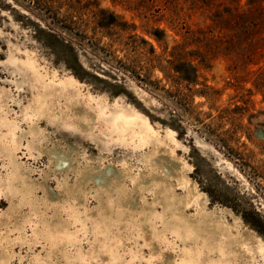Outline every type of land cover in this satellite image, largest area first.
<instances>
[{
  "label": "rangeland",
  "instance_id": "rangeland-1",
  "mask_svg": "<svg viewBox=\"0 0 264 264\" xmlns=\"http://www.w3.org/2000/svg\"><path fill=\"white\" fill-rule=\"evenodd\" d=\"M212 12L0 0V264H264V28L248 62Z\"/></svg>",
  "mask_w": 264,
  "mask_h": 264
},
{
  "label": "trees",
  "instance_id": "trees-1",
  "mask_svg": "<svg viewBox=\"0 0 264 264\" xmlns=\"http://www.w3.org/2000/svg\"><path fill=\"white\" fill-rule=\"evenodd\" d=\"M192 1V9H202L204 12H212V18H211V25L209 26L212 30L210 31V35L213 36V31L214 29L218 30V36L220 37L219 39L213 41L217 42V44L221 43H226V47H224V54H229L235 52L236 54L239 53L241 56H244L248 62L251 61V59L257 55H260V50H262V45L258 47H254V44L252 43L253 40V35L258 34L260 30L264 28L263 24H259V21H257V17L254 16L257 13V10L253 12L254 14L250 17L247 18L248 23L241 22V16L239 12L235 9H226L224 11H220L217 9L218 4L217 0H191ZM167 3L173 4L174 0H166ZM100 10V13L104 14L103 9H98ZM261 10H264L261 8ZM108 19H106V24L112 23V21L115 19V16L112 13H108ZM177 16V14H176ZM260 18V17H259ZM252 20H256L258 23H254ZM262 21V19H260ZM241 28V30H240ZM51 34L49 35H54V33L50 32ZM256 34V36H257ZM214 37V36H213ZM212 37V38H213ZM245 41L249 40L250 43L248 44L247 50H242L239 48V43L243 41L244 38ZM211 37H206L207 41L209 42ZM221 39V40H220ZM219 43L220 41H223ZM63 41V40H61ZM206 41V42H207ZM64 43V42H63ZM65 49L71 50L72 46L68 44V42L64 43ZM236 47V48H235ZM208 52L212 55V57L216 56L218 53L221 52L219 47H210L207 45ZM234 48V49H232ZM68 50V51H69ZM241 50V51H238ZM184 66L187 70V75L183 77V79L188 80V81H193L191 77H195L196 70L195 67L189 63V62H182L179 64L178 68ZM75 70V67H71ZM76 68H81L80 66L77 65ZM193 75V76H192ZM195 82V80H194Z\"/></svg>",
  "mask_w": 264,
  "mask_h": 264
},
{
  "label": "bare ground",
  "instance_id": "bare-ground-1",
  "mask_svg": "<svg viewBox=\"0 0 264 264\" xmlns=\"http://www.w3.org/2000/svg\"><path fill=\"white\" fill-rule=\"evenodd\" d=\"M236 240V239H235ZM226 244H229L228 240H227V243ZM229 245H234L231 240H230V244ZM2 258V257H1Z\"/></svg>",
  "mask_w": 264,
  "mask_h": 264
}]
</instances>
